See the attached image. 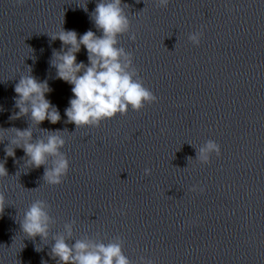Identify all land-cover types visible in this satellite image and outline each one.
Returning a JSON list of instances; mask_svg holds the SVG:
<instances>
[{"label":"clouds","instance_id":"9594fccd","mask_svg":"<svg viewBox=\"0 0 264 264\" xmlns=\"http://www.w3.org/2000/svg\"><path fill=\"white\" fill-rule=\"evenodd\" d=\"M23 3V0H17ZM169 0H161V4L167 6ZM122 0H111L105 3L101 0L97 3L94 12V23L102 32L97 36L93 31H87L78 38L75 31H61L53 36L62 44L70 47L63 54H56L55 67L60 79L73 85L74 98L70 100V107L65 110L68 122L76 127L92 125L99 127L105 120L114 118L118 113L126 114L128 106L133 110H140L145 103H156L158 97L141 82H137L125 71L127 64H122L120 57L124 56V49L118 48L117 35L123 34L129 28V20L121 7ZM202 32L193 33L190 39L197 45L200 44ZM135 39V36L132 37ZM83 45L88 52V65L77 63L76 53ZM130 63V60H129ZM82 73V74H80ZM79 74V75H78ZM49 91L47 82H39L31 75L21 77L15 85L16 107L19 112L15 113L14 119L27 115L30 105L31 118L36 123L48 120L56 124L60 120L59 111L45 98ZM16 138L11 141L17 147H21L25 156L29 158L30 167L39 168L46 163L48 155L58 156L51 169H45L44 179L49 184L62 183V177L66 176L69 164L59 148L64 140L56 134L48 137L47 143L39 141L28 142L32 136L30 129H15ZM21 141H24L21 144ZM3 143V140H0ZM7 157L15 158V150L6 146ZM221 155V148L215 141L209 140L204 148L200 149L199 159L204 163H210L209 154ZM145 175H150L151 170L145 169ZM8 176L5 163H0V177ZM194 186L191 191H196ZM203 191V189H200ZM5 207V197L0 194V213ZM44 203H33L24 214L20 222L21 230L27 237L35 239L37 236H47V222L49 217L44 211ZM93 248L94 250H89ZM52 256L59 259L60 264H129V261L121 253L119 245H89L83 241H77L69 247L63 237L56 240L52 247Z\"/></svg>","mask_w":264,"mask_h":264}]
</instances>
